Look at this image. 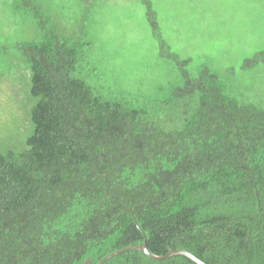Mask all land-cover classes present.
<instances>
[{"label":"trees","instance_id":"obj_1","mask_svg":"<svg viewBox=\"0 0 264 264\" xmlns=\"http://www.w3.org/2000/svg\"><path fill=\"white\" fill-rule=\"evenodd\" d=\"M98 1L0 0V264H264V49L195 72L140 0L175 76L127 84Z\"/></svg>","mask_w":264,"mask_h":264},{"label":"rangeland","instance_id":"obj_2","mask_svg":"<svg viewBox=\"0 0 264 264\" xmlns=\"http://www.w3.org/2000/svg\"><path fill=\"white\" fill-rule=\"evenodd\" d=\"M152 3L164 38L173 51L193 59L195 72L198 65L206 62L220 75L226 76L228 69H235L234 77L239 79L244 59L264 49V0ZM2 13L7 15L0 2V28L4 26ZM96 19L98 58L105 69L118 70L127 84L174 78L176 68L172 61L160 56L140 0H99ZM256 74L260 81V66ZM16 95V90L1 94L0 110L6 107L8 98Z\"/></svg>","mask_w":264,"mask_h":264},{"label":"water","instance_id":"obj_3","mask_svg":"<svg viewBox=\"0 0 264 264\" xmlns=\"http://www.w3.org/2000/svg\"><path fill=\"white\" fill-rule=\"evenodd\" d=\"M131 248H140L142 249L144 252H146L149 256L153 257V258H156V259H163V258H166L170 255H173V254H183L187 257H189L190 259H192L194 262H196L197 264H208L206 263L205 261H203L202 259H200L199 257H197L196 255H194L193 253L187 251V250H184V249H170L166 254L164 255H158V254H155L153 252H151L146 246H131V247H126V248H123L121 250H117V251H114L108 255H106L104 258H102L100 260V262L98 264H102L106 259H108L109 257L117 254V253H120V252H123L125 250H128V249H131Z\"/></svg>","mask_w":264,"mask_h":264}]
</instances>
